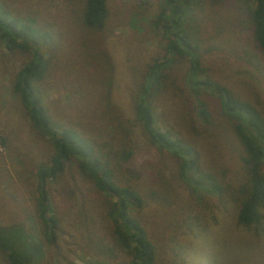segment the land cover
<instances>
[{"label": "rangeland", "instance_id": "374dc122", "mask_svg": "<svg viewBox=\"0 0 264 264\" xmlns=\"http://www.w3.org/2000/svg\"><path fill=\"white\" fill-rule=\"evenodd\" d=\"M0 1L20 22L50 34L42 47L48 72L38 88L52 119L95 139L102 150L131 145L127 159H112L113 171L120 183L143 193L145 205L135 214L155 246L153 264H264V219L258 227L239 225L238 202L231 197L244 179L240 143L213 97H206L210 122L196 115L195 99L181 83L183 62L165 71L171 77L151 98L154 125L192 145L202 168L225 185L224 195L197 200L178 177L176 159L153 147L134 121V98L148 64L162 55L160 31L150 25L160 0H107L105 25L96 31L83 23L84 0ZM250 5L252 0L238 5L203 0L196 14L209 76L264 109V55L253 47L244 18ZM23 53L8 52L0 41V225L23 223L41 242L42 253L33 264L123 262L127 256L106 216L108 199L76 161L47 184L58 227L53 242L43 239L34 173L48 161L51 146L31 126L11 89L13 74L27 58ZM0 264H8L1 250Z\"/></svg>", "mask_w": 264, "mask_h": 264}, {"label": "trees", "instance_id": "16d2710c", "mask_svg": "<svg viewBox=\"0 0 264 264\" xmlns=\"http://www.w3.org/2000/svg\"><path fill=\"white\" fill-rule=\"evenodd\" d=\"M160 1V10L150 25L157 32L160 31L162 55L148 64L144 83L134 98V121L153 147L176 159L178 177L197 200L205 194L220 198L224 195L225 185L217 174L202 168L197 150L154 125L151 98L160 93L171 77L165 71H172L174 64L183 62L185 71L181 83L183 90L195 99L196 115L203 122H210L206 97H213L220 114L233 126L241 146L239 159L244 172L237 192L231 196L238 202L236 219L239 225L258 227L264 219V112H261L264 109L209 76L203 61L201 19L196 14L203 0ZM239 1L235 0L237 5ZM107 15V0H84L82 20L91 30H101ZM244 18L253 47L264 55V0H252V5L245 6ZM49 40L47 31L20 22L0 1V41L10 53L28 54L12 76V92L19 97L31 126L51 146L48 161L39 163L34 173L36 217L43 239L53 242L58 227V218L48 206L47 184L62 174L68 163L76 161L81 174L108 199L106 216L111 233L127 256V260L115 264H153L155 246L135 214L145 205L143 193L129 184L120 183L113 171L112 159H127L132 154L131 145L125 143L114 151L108 148L102 150L100 143L82 131L54 121L42 103L38 83L48 72L49 61L42 47ZM207 51L209 48H205ZM1 142L4 144L3 138ZM0 250L4 252L8 264H33L42 253L41 242L23 223L0 225Z\"/></svg>", "mask_w": 264, "mask_h": 264}]
</instances>
